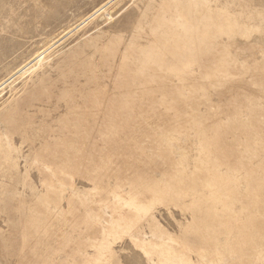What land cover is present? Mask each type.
<instances>
[{
	"label": "rangeland",
	"instance_id": "rangeland-1",
	"mask_svg": "<svg viewBox=\"0 0 264 264\" xmlns=\"http://www.w3.org/2000/svg\"><path fill=\"white\" fill-rule=\"evenodd\" d=\"M4 81L0 264H264V0H0Z\"/></svg>",
	"mask_w": 264,
	"mask_h": 264
},
{
	"label": "bare ground",
	"instance_id": "bare-ground-1",
	"mask_svg": "<svg viewBox=\"0 0 264 264\" xmlns=\"http://www.w3.org/2000/svg\"><path fill=\"white\" fill-rule=\"evenodd\" d=\"M44 52H45V51H44ZM44 52H43V53H44ZM43 53H39V54L36 56L35 60H36V59H39V61H41V60L43 59V56H42ZM44 54H45V53H44ZM5 82H6V81L2 82V83L0 84V86H2V84H4Z\"/></svg>",
	"mask_w": 264,
	"mask_h": 264
}]
</instances>
